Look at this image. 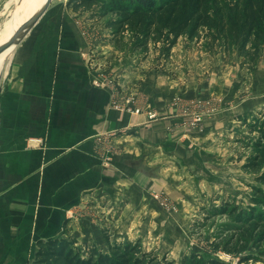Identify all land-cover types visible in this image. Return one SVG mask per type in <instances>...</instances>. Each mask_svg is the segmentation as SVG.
Instances as JSON below:
<instances>
[{
    "label": "crops",
    "instance_id": "1",
    "mask_svg": "<svg viewBox=\"0 0 264 264\" xmlns=\"http://www.w3.org/2000/svg\"><path fill=\"white\" fill-rule=\"evenodd\" d=\"M76 25L56 20L54 10H47L0 61L3 253L27 252L32 242L35 246L38 239L60 238L66 230L84 236L78 230L80 221L87 237L90 223L80 215L86 200L110 202L141 194L128 180V168L148 164L154 169V144L174 146L194 129L189 125L194 114L184 109L191 112L195 107L182 109L177 89L189 102L215 101L216 113L232 115L239 107L247 112L264 104V57L252 73L243 74L236 56L228 60L216 46L199 51L206 41L202 36L178 39L169 59L160 64L172 75L147 72L132 88L127 85L131 77L119 74L120 89H112L104 84V77L110 78L105 70L95 69L94 58L105 57L99 50L105 41L95 44L92 37L80 36ZM134 75L137 79V72ZM246 84L249 88L240 96ZM130 88L137 106L144 95L151 108L139 115L112 109L113 101L129 100ZM146 112H154L155 119L148 122ZM94 243L104 249L103 242Z\"/></svg>",
    "mask_w": 264,
    "mask_h": 264
},
{
    "label": "rangeland",
    "instance_id": "2",
    "mask_svg": "<svg viewBox=\"0 0 264 264\" xmlns=\"http://www.w3.org/2000/svg\"><path fill=\"white\" fill-rule=\"evenodd\" d=\"M15 1L4 0L0 4V32L15 13H20L17 11L19 1ZM65 4L66 0H52L48 11L54 10L56 20H63L65 24H77L80 36L92 37L95 44L105 41V45H101L99 49L105 57L99 55V58H94L97 63L95 69H101L102 72L105 70L106 76L110 77H104L105 86L110 85V88L119 90V74L131 77L127 85H132V88L147 76V72L155 71L160 73V77L172 75L171 69L169 71L165 66H160L164 64L162 59L156 60L157 53L154 52L152 44L149 45L148 53L130 54L126 45L128 35L124 37L125 44H120L118 48L110 43V30L105 27L109 16L90 19L87 13L71 12ZM51 23L55 24V21ZM97 47L94 49L97 50ZM199 47V51L208 50L204 43ZM109 53H112L111 57L100 62ZM234 54L228 60L234 59ZM260 57H264V51ZM237 59L239 61L238 57ZM240 70L243 74L252 73L245 68ZM136 72L137 79L136 75L133 76ZM246 85L240 96L244 97L247 92L249 86ZM249 85L252 86V80ZM182 93V89L176 90V98L181 102V108L192 106L193 102L181 96ZM127 96L129 103L124 110L118 109V103L111 104V108L121 112H130L132 108H151L146 106L147 97L144 95L143 104L137 106V95L131 88ZM218 108L214 101L205 106L203 111L193 108V111L188 112L184 109L187 115L202 112L203 116L197 126L192 127L194 129L188 134L185 133L184 140L174 142V146L167 145V148L164 143L154 144V169L151 170L148 164L136 169L131 166L125 173L132 187L140 188L142 193L136 191L131 196H122L120 199L114 197L117 200L112 199L110 202L86 200V207L81 209L80 215L90 223L87 225V237L84 234L87 230L81 221L78 223V230L84 231V236L75 231L70 235L72 230H66V234L61 237L76 241L82 252H85L86 246L95 245L96 241L103 242L101 245L104 249L101 250H107V242L103 238L107 235L110 243L140 238L144 249L152 250L158 256H164L176 264H179L183 255L192 253H198L205 258H217L228 264H238L239 256L228 255L211 247L215 237L224 229L223 225L228 224L227 218L208 215L210 218L204 220V216L227 201H235L241 207L248 202V196L252 194L251 186L255 182L254 175L245 170L243 164L255 152L251 143L256 140L257 134L249 131L250 118L246 116V122L237 119L247 113L258 117L264 104L247 112L241 111L239 107L236 109L238 113L233 111L232 115L216 113ZM139 195L142 198L137 199ZM35 250L32 242L27 252H0V264H31ZM248 252L254 259L242 264H264V245L259 250L250 249Z\"/></svg>",
    "mask_w": 264,
    "mask_h": 264
},
{
    "label": "trees",
    "instance_id": "3",
    "mask_svg": "<svg viewBox=\"0 0 264 264\" xmlns=\"http://www.w3.org/2000/svg\"><path fill=\"white\" fill-rule=\"evenodd\" d=\"M65 6L75 14H89L90 19L109 16L105 27L110 30L112 45L118 48L125 44L128 35L130 54L148 53L152 44L157 61L168 60L181 37L206 38L208 50L216 46L227 59L235 53L240 68L248 71L254 70L264 51V0H66ZM246 116L251 119L249 131L257 134L251 143L255 152L243 164L254 175L252 194L244 207L227 201L204 216V220L210 218L208 215L227 218L228 224L223 225L211 247L239 256L238 264L254 259L248 251L264 245V108L258 117L247 113L237 120L246 122ZM103 238L107 250L92 244L85 252L73 239H38L31 264H176L144 249L140 240L110 243L107 235ZM179 264L228 263L192 253L183 255Z\"/></svg>",
    "mask_w": 264,
    "mask_h": 264
},
{
    "label": "bare ground",
    "instance_id": "4",
    "mask_svg": "<svg viewBox=\"0 0 264 264\" xmlns=\"http://www.w3.org/2000/svg\"><path fill=\"white\" fill-rule=\"evenodd\" d=\"M18 1L19 3L17 5V11L20 13H15V16L5 23L4 28L0 32V44L8 40L21 24H23L30 16L35 14L43 6L46 0ZM11 47L12 46H10V48ZM10 48L0 54V61L3 60L2 58H4V55L9 52V50H11Z\"/></svg>",
    "mask_w": 264,
    "mask_h": 264
},
{
    "label": "water",
    "instance_id": "5",
    "mask_svg": "<svg viewBox=\"0 0 264 264\" xmlns=\"http://www.w3.org/2000/svg\"><path fill=\"white\" fill-rule=\"evenodd\" d=\"M51 1L52 0H46L43 6L35 14L30 16L23 24H21L8 40L0 44V54L15 44L19 37L26 34L32 27H34V25L39 22V20L48 10Z\"/></svg>",
    "mask_w": 264,
    "mask_h": 264
},
{
    "label": "built area",
    "instance_id": "6",
    "mask_svg": "<svg viewBox=\"0 0 264 264\" xmlns=\"http://www.w3.org/2000/svg\"><path fill=\"white\" fill-rule=\"evenodd\" d=\"M110 83H111V82H110ZM96 84H98V83L96 82ZM128 103H129V100H127V102H126L125 104H119V103H118V109H119V110H124L125 107L128 105ZM112 104L117 105V102L115 103V101H113ZM192 105H193L195 108H198L200 111H201V110L203 111L204 108H205V106L210 105V102L208 101V102H206L205 104H204V103H201V102H193ZM130 112H132V114L138 115V114H141V113H142V109H140V108H132V109L130 110ZM201 116H203L202 112L197 113V114H194V115H193V120H191V121L189 122L190 127H196L198 121L201 119ZM146 117H147V119H149V120H154L155 117H156V115H155L154 112H146Z\"/></svg>",
    "mask_w": 264,
    "mask_h": 264
}]
</instances>
